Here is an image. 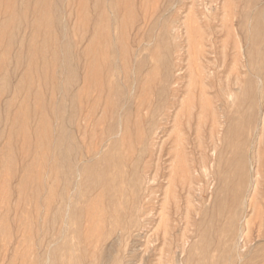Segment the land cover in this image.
Listing matches in <instances>:
<instances>
[{"label":"rangeland","instance_id":"1","mask_svg":"<svg viewBox=\"0 0 264 264\" xmlns=\"http://www.w3.org/2000/svg\"><path fill=\"white\" fill-rule=\"evenodd\" d=\"M263 10L264 0H0V264H238L218 206L227 166L244 153L250 179L258 174L254 194L240 197L252 196L257 213L248 206L244 215L259 241ZM243 109L250 124L230 147L229 121ZM63 125L75 163L65 177L57 172ZM106 153L111 189L81 186L82 168Z\"/></svg>","mask_w":264,"mask_h":264},{"label":"bare ground","instance_id":"2","mask_svg":"<svg viewBox=\"0 0 264 264\" xmlns=\"http://www.w3.org/2000/svg\"><path fill=\"white\" fill-rule=\"evenodd\" d=\"M19 1V0H18ZM17 2V1H16ZM57 2V1H56ZM259 2V1H258ZM59 3V2H58ZM102 4V3H101ZM256 4V3H255ZM19 5V4H18ZM26 5V4H25ZM103 7V6H102ZM109 7V6H108ZM107 7V8H108ZM109 9V8H108ZM60 10V9H59ZM98 10V9H97ZM113 10V9H112ZM110 11V10H109ZM264 11V10H263ZM250 12V11H249ZM60 13V12H59ZM96 13V12H95ZM264 13V12H262ZM262 13L260 12L261 14V18L262 17ZM15 15V14H14ZM19 14H17L18 16ZM56 15V14H55ZM96 16V15H95ZM108 16V15H107ZM15 17V16H14ZM249 17V16H248ZM101 18V17H100ZM18 20V19H17ZM254 25L251 27L250 29V36H248L250 38V40L252 42L256 41L257 39H260V17L259 15H256L255 16V19H254ZM263 20V19H262ZM58 21H60V19H58ZM108 21V20H107ZM50 22V21H49ZM5 23V22H4ZM51 23V22H50ZM110 23V22H109ZM7 24V23H6ZM62 24V23H61ZM249 24V23H248ZM38 25V24H37ZM36 25V26H37ZM52 25V24H51ZM56 26V25H55ZM62 27V25H60ZM64 26V25H63ZM109 26V25H108ZM249 26V25H247ZM58 27V26H57ZM60 27V28H61ZM104 27V26H103ZM16 28V27H15ZM64 28V27H63ZM248 28V27H247ZM52 29V28H51ZM56 29V28H55ZM62 29V28H61ZM60 29V30H61ZM53 30V29H52ZM63 30V29H62ZM108 30V28H107ZM172 30V29H171ZM63 32V31H62ZM105 32V31H104ZM58 33V31H57ZM64 33V32H63ZM62 33V34H63ZM100 35V34H99ZM110 35V34H109ZM108 37V36H107ZM1 38V37H0ZM247 38V37H246ZM9 39V38H8ZM58 39V38H57ZM64 39V38H63ZM17 40V39H16ZM26 39H24L25 41ZM94 40V39H93ZM124 40V39H123ZM248 40V38H247ZM15 41V40H14ZM62 41V40H60ZM98 41V40H97ZM114 41V40H113ZM17 43V42H16ZM70 43V42H69ZM264 43V42H263ZM24 44V43H23ZM98 44V43H97ZM160 45V44H159ZM247 45V44H246ZM245 45V46H246ZM254 45V44H253ZM72 46V45H71ZM261 47V45H259L258 47V50L259 48ZM47 48V47H46ZM263 48V47H262ZM60 49V48H59ZM47 50V49H46ZM66 52H68V49H65ZM260 51V50H259ZM117 53V52H116ZM45 54V53H44ZM58 54V52H57ZM61 54V53H60ZM117 55V54H116ZM258 55V54H257ZM62 57V56H61ZM65 59L66 58H69L68 57V54L66 53L65 54ZM264 57V56H263ZM58 58V57H57ZM56 58V60H57ZM107 58V57H106ZM108 59V58H107ZM62 60V59H61ZM70 60V59H69ZM263 60V58H262ZM53 61V60H52ZM258 61V60H257ZM62 62V61H61ZM109 62V61H108ZM112 62V61H111ZM116 62V60L114 61ZM253 62H254V57L253 55H250L249 57V65H251L253 67ZM68 63V61L65 63V65ZM73 63V61L71 62ZM79 63V62H78ZM92 63V62H91ZM119 63V62H118ZM93 64V63H92ZM112 65V64H111ZM125 65V64H124ZM133 65V64H132ZM135 65V64H134ZM137 66V65H136ZM154 66V65H153ZM152 66V67H153ZM257 66V65H256ZM79 67V66H78ZM145 67V65H144ZM149 67V66H148ZM246 67V65H245ZM58 68V67H57ZM75 69V68H74ZM109 69V68H108ZM128 69V68H126ZM134 68H132L133 70ZM144 69V68H143ZM249 69V68H248ZM247 69V72L249 71ZM56 70V69H55ZM64 70V69H63ZM79 70V69H78ZM131 70V69H130ZM66 71V70H65ZM118 71V70H117ZM142 71V69H141ZM110 72V71H109ZM112 72V71H111ZM259 72V70H258ZM257 72V74H258ZM120 75L121 72H119ZM124 73V72H123ZM132 73V72H131ZM130 73V74H131ZM78 74V73H77ZM80 74V73H79ZM129 74V73H128ZM134 75V73H132ZM250 74V73H249ZM255 74V73H254ZM260 74V73H259ZM262 74H264L262 72ZM114 75V74H113ZM261 75V74H260ZM79 76V75H78ZM81 76V74H80ZM115 76V75H114ZM117 76V75H116ZM129 77V75H127ZM131 76V75H130ZM252 76V75H250ZM254 76V75H253ZM252 76V77H253ZM45 77V75H44ZM43 77V78H44ZM259 78H261V76H257ZM116 78V77H115ZM134 78V77H133ZM132 78V79H133ZM256 78V77H255ZM254 78V79H255ZM45 79V78H44ZM137 79V78H135ZM62 80V78H61ZM80 80V78H79ZM81 81V80H80ZM79 81V82H80ZM135 81V80H134ZM133 81V82H134ZM124 82V81H123ZM46 83V82H45ZM61 83H63V81H61ZM2 84V83H1ZM80 84V83H79ZM78 84V85H79ZM135 84V82H134ZM132 84V85H134ZM3 85V84H2ZM45 85V84H44ZM122 85V84H121ZM131 85V86H132ZM73 86V85H72ZM123 86V85H122ZM257 87V86H256ZM59 88V87H58ZM61 88V87H60ZM125 88V87H123ZM133 88V87H132ZM131 89V88H130ZM74 90V88H73ZM126 90V89H125ZM132 90V89H131ZM257 90V88H256ZM61 91V90H60ZM59 91V92H60ZM66 92V90H64ZM71 91V90H70ZM62 92V91H61ZM64 92V93H65ZM126 92V91H125ZM136 92V91H135ZM260 92V91H259ZM71 93V92H70ZM127 93V92H126ZM253 93V86H252V82L250 83L249 81L246 83L245 87L243 88V92H242V95H243V99L245 101H247V99H249V108L250 110L252 109V99L250 98V96L252 95ZM258 93V90L256 92V94ZM51 94V92H50ZM59 95V93H58ZM57 95V96H58ZM64 95V94H63ZM65 97V95H64ZM63 97V98H64ZM259 97V96H258ZM257 97V100L260 98ZM115 98V97H114ZM57 100V99H56ZM111 100V99H110ZM120 99H118V102H121V100L119 101ZM74 101H72V103L74 104ZM56 102V101H55ZM122 102L124 103V99L122 100ZM260 102V101H259ZM50 103V102H49ZM68 103V101H67ZM63 105H65L63 103ZM68 105V104H67ZM66 105V106H67ZM106 105V104H105ZM110 106V105H109ZM159 106V105H158ZM254 106V105H253ZM79 107V105H78ZM118 107V106H117ZM125 107V106H124ZM259 107V106H258ZM67 107H65L66 109ZM127 108V107H126ZM162 108V107H161ZM68 109V108H67ZM118 109V108H117ZM122 110V109H120ZM127 110V109H126ZM69 112V111H68ZM161 112V111H160ZM249 109L247 110H242V112L240 113H237V117L236 118H231V120L229 121V124H228V128L226 130V135H225V140L227 141V145L230 146V147H234V146H237L235 145L232 140L235 139V138H238L240 136H244L245 134V131L246 129L248 128V124H250V114H249ZM70 113V112H69ZM55 114V113H54ZM229 115V113H228ZM60 116V115H59ZM65 116L67 117L66 113H65ZM157 116V115H156ZM255 116V115H254ZM61 117V116H60ZM113 117V116H112ZM119 117V116H118ZM132 117V116H131ZM70 118H71V115H70ZM229 119V118H228ZM227 119V120H228ZM59 120V119H58ZM119 120V118H118ZM121 120V119H120ZM54 121V120H53ZM66 121V120H65ZM73 121V120H72ZM56 122V121H55ZM69 123V122H68ZM71 123V122H70ZM112 123V122H111ZM120 123V121H119ZM61 124H64L61 123ZM67 124V122L65 123V125ZM67 125H72L71 124H67ZM119 125V124H118ZM121 126V125H120ZM69 128V126H68ZM73 125H72V129H73ZM53 129V128H52ZM118 129H119V126H118ZM68 130V129H67ZM70 130V129H69ZM74 130V129H73ZM49 132V131H48ZM56 132V131H55ZM70 132V131H69ZM119 132V131H118ZM132 132V131H131ZM54 133V132H53ZM68 132L66 131L64 125L60 128V136H59V140H57L58 144H59V147H60V151H59V155H60V166L57 167V172L60 176L62 177H65L67 173H69L72 169V163L73 160L71 158L72 157V151H73V147L71 144H69L70 142V137L68 136L67 134ZM120 133V132H119ZM57 135V134H56ZM75 135V133H74ZM118 133L115 134V136H117ZM55 136V135H54ZM51 137V136H50ZM77 137V136H76ZM114 137V136H113ZM111 137V138H113ZM119 137V136H118ZM43 138V137H42ZM248 138V137H247ZM56 139V138H54ZM77 139V138H76ZM249 140V139H248ZM54 142V141H53ZM43 143V142H42ZM57 144V143H56ZM73 144V143H72ZM239 144V143H238ZM57 146V145H56ZM76 146V145H75ZM51 147V146H50ZM53 147V146H52ZM56 148V147H55ZM53 148V150L55 149ZM236 148V147H235ZM59 149V148H58ZM56 150V149H55ZM57 151V150H56ZM249 151V150H248ZM55 152V151H54ZM81 153V152H80ZM99 153V152H98ZM98 155V154H97ZM248 155V154H247ZM76 155H74L75 157ZM249 157V156H248ZM248 157H246V155L244 153H240L238 154L237 158L232 160L233 162H229L227 168H229V171L231 172L232 176L229 177V178H226L224 176V178L221 179L222 181V184H225V187H224V196H225V200L224 201H220L219 202V206H218V210H219V214H222L224 212H227L228 214V221H229V230H232V246H231V251L233 250V253H234V256L236 257V259L239 261L238 264H264V223H261L260 224V228L259 229V233L257 234V238H258V242H256L255 240V243H256V250L255 252L253 253H250V248L253 247L252 245V242L253 244L255 245L254 241H253V238H252V235H251V226H250V220L246 219L247 218V215L245 216L244 215V211L246 208L251 207V210L253 211L252 212V215H254L256 212V209H254V206L252 204V202L250 203V200L252 199V196H249L248 198V201L249 203H247V198L245 197H240V194L241 193H248L251 192L254 194V191H255V184H256V181H257V172L255 171L254 174H253V179L249 176V172L247 173L246 171V165L247 163H249L248 161H250L249 159H247ZM53 158V157H52ZM58 158V157H57ZM77 159V157H76ZM75 159V160H76ZM91 159V157H90ZM93 159V158H92ZM216 160V159H215ZM252 160V159H251ZM52 161V160H51ZM88 161H89V158H88ZM112 161H114V155L113 154H110V153H106L102 156V158L100 159V161L97 163H93L91 164L90 166L88 167H83L82 168V176H83V182H82V185L84 188H88V189H93L94 187H102L104 188L105 190H108V189H111L109 187V185H107V180H106V172H108L109 170V167L111 166V163ZM34 163V162H33ZM73 164H75L73 162ZM79 164V163H78ZM90 163H88L89 165ZM221 164V163H220ZM59 165V164H58ZM79 166L81 167V164H79ZM77 167V166H76ZM79 167V168H80ZM249 166H247L248 168ZM8 168V166H7ZM203 170H201V172L203 173V175L205 177L208 176L207 174V169H206V166H202ZM252 168V166H251ZM78 168H75V170H77ZM249 169V168H248ZM247 169V170H248ZM33 170V169H32ZM81 170V169H80ZM215 170V169H214ZM252 170V169H251ZM79 171V169L77 170ZM220 171V170H219ZM225 171V170H224ZM71 173V172H70ZM78 173V172H77ZM78 175V174H77ZM202 175V174H201ZM227 175V174H226ZM74 176V175H73ZM112 177V176H111ZM59 178V177H58ZM69 178V177H68ZM80 178V177H79ZM78 180V178L76 179ZM80 180V179H79ZM218 180V179H217ZM220 180V179H219ZM55 181V180H54ZM57 181V180H56ZM212 181V180H211ZM66 182V181H65ZM76 182V181H75ZM111 182V181H109ZM138 182V181H137ZM181 182V181H180ZM187 182V181H186ZM215 182V181H214ZM218 182V181H217ZM220 182V181H219ZM208 183V182H207ZM67 184V183H66ZM77 184V183H76ZM104 184H106L107 186L104 187ZM190 184V183H189ZM220 184V183H218ZM250 184V187L248 186ZM78 185V184H77ZM80 185V184H79ZM79 185L77 188H79ZM192 184H190V187H191ZM217 185V184H216ZM61 186V185H60ZM75 187V185H73ZM111 186V185H110ZM223 186V185H222ZM40 187V186H39ZM72 187V186H70ZM113 187V186H112ZM116 188V187H115ZM214 188H216V186H214ZM36 189V188H35ZM72 189V188H71ZM190 189V188H189ZM65 190V189H64ZM74 190H76L74 188ZM118 191V190H117ZM65 192V191H64ZM70 192V191H69ZM74 192V191H73ZM78 192V191H76ZM75 192V193H76ZM116 192V191H115ZM213 192V191H212ZM217 192V191H215ZM112 193V192H111ZM214 193V192H213ZM52 194V193H51ZM65 194V193H64ZM71 193H69V196H70ZM77 194V193H76ZM79 194V193H78ZM250 194V193H249ZM74 195V194H73ZM105 195V193H104ZM113 195V194H112ZM201 195V194H200ZM203 195V194H202ZM215 195V194H214ZM49 196V194H48ZM213 196V195H212ZM47 197V196H46ZM78 198V196H76ZM118 197V196H117ZM64 198V197H63ZM39 199V198H38ZM69 199V198H68ZM71 199V198H70ZM215 199V198H214ZM128 200V199H127ZM136 200V198H135ZM211 200V199H210ZM44 201V200H43ZM57 201V199H56ZM74 201V200H72ZM123 201V200H122ZM48 202V201H47ZM215 202V201H214ZM95 203V202H94ZM118 203V202H117ZM36 204V203H35ZM69 205V203L67 204V206ZM214 205V203H213ZM73 206V205H72ZM52 207V206H51ZM75 207V206H74ZM138 207V206H137ZM208 207V206H207ZM66 208V206H65ZM68 208V207H67ZM77 209V207H76ZM109 209V208H108ZM114 209V208H113ZM212 209V207H211ZM66 210V209H65ZM95 210V209H94ZM123 210V209H122ZM68 211V209H67ZM101 211V210H100ZM207 211H208V208H207ZM76 212V211H75ZM122 212V211H121ZM47 213V212H46ZM70 213V212H69ZM108 213V212H106ZM75 214V213H74ZM207 214V213H206ZM70 215V214H69ZM72 215V213H71ZM76 215V214H75ZM67 216V215H66ZM111 216V215H110ZM109 216V217H110ZM118 216V215H117ZM130 216V215H129ZM258 216V214L256 215ZM128 217V216H127ZM220 217V216H219ZM223 217V216H222ZM62 218V217H61ZM99 218V217H98ZM60 219V218H59ZM205 219V218H204ZM210 219V218H208ZM65 220V219H63ZM66 220H67V217H66ZM222 220V219H221ZM45 221V220H44ZM117 221V219H116ZM204 221V220H203ZM61 222H64V221H61ZM213 222V221H212ZM44 223V222H43ZM42 223V224H43ZM203 223V222H202ZM63 224V223H61ZM64 225V224H63ZM219 225V224H218ZM47 226V225H46ZM65 226V225H64ZM137 226V224L133 223L132 226L130 227L131 229L135 228ZM237 226V227H236ZM52 227V226H50ZM60 227V226H59ZM201 227V226H200ZM236 227V228H235ZM221 228V227H220ZM64 229V228H63ZM213 229V228H212ZM199 230V229H198ZM62 231V230H60ZM67 231V230H66ZM131 231V230H130ZM212 232V231H211ZM48 233V232H47ZM52 233V232H50ZM62 233V232H61ZM197 233V231H196ZM65 234V233H63ZM207 235V234H206ZM49 236V235H48ZM58 236V235H56ZM62 236V235H61ZM70 236V235H69ZM82 236V235H81ZM211 236V235H210ZM29 237V235H28ZM53 237V236H52ZM65 237V235H64ZM60 238V237H59ZM71 240H72V237L70 236ZM82 238V237H81ZM58 239V238H57ZM213 239V237H212ZM60 240V239H59ZM52 241V240H51ZM45 242V241H44ZM57 242V240H56ZM55 242V243H56ZM200 242V241H199ZM221 242V241H220ZM223 242V241H222ZM72 244V242H71ZM220 244V243H219ZM54 246V244H51ZM49 245V246H51ZM212 245V244H211ZM210 245V246H211ZM249 245H252V247H250ZM209 246V248H210ZM249 246V247H248ZM220 247V246H218ZM47 248V247H46ZM214 248V247H213ZM52 249V248H51ZM70 249V248H69ZM220 249V248H219ZM48 250V249H47ZM208 250V249H207ZM74 251V250H73ZM201 251V250H200ZM230 251V252H231ZM229 252V254H230ZM73 253V252H72ZM204 255L206 254V250L205 252H203ZM232 253V252H231ZM48 254V253H47ZM96 254V253H95ZM217 254V253H216ZM45 257H48L47 255ZM50 258V257H49ZM225 258V260L229 259L228 257L226 258L225 256L223 257ZM48 259V258H47ZM245 261H244V260ZM102 260V259H101ZM180 259H177L175 258L174 261H173V264H180ZM243 260V262H242ZM76 261V260H75ZM121 261V260H120ZM192 261V260H191ZM203 261V260H202ZM230 262L232 261L229 260ZM89 262V260H88ZM110 263H112V260H110ZM191 263V262H190ZM216 263V262H215ZM227 263H229L227 261ZM48 264V263H47ZM101 264H109L108 263V260H105V261H102ZM185 264H188V258L186 259V262ZM209 264V263H208ZM217 264V263H216Z\"/></svg>","mask_w":264,"mask_h":264}]
</instances>
